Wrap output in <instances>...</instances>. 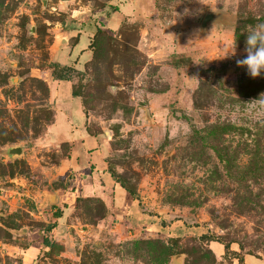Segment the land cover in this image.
Instances as JSON below:
<instances>
[{"label": "rangeland", "instance_id": "374dc122", "mask_svg": "<svg viewBox=\"0 0 264 264\" xmlns=\"http://www.w3.org/2000/svg\"><path fill=\"white\" fill-rule=\"evenodd\" d=\"M259 24L264 0H0V264H264Z\"/></svg>", "mask_w": 264, "mask_h": 264}, {"label": "clouds", "instance_id": "9594fccd", "mask_svg": "<svg viewBox=\"0 0 264 264\" xmlns=\"http://www.w3.org/2000/svg\"><path fill=\"white\" fill-rule=\"evenodd\" d=\"M244 48V58L237 59V66L246 68L247 75L251 78L264 74V24L251 27L247 33ZM237 55L236 41L223 50V55L218 59H230Z\"/></svg>", "mask_w": 264, "mask_h": 264}, {"label": "trees", "instance_id": "16d2710c", "mask_svg": "<svg viewBox=\"0 0 264 264\" xmlns=\"http://www.w3.org/2000/svg\"><path fill=\"white\" fill-rule=\"evenodd\" d=\"M239 28H240V25L238 26V30H239ZM237 36H239V32L237 33ZM52 67H56V64L54 63V64L52 65ZM67 69H70V67L64 68L65 71H66ZM73 95L76 96L75 92H73ZM125 188L128 190V192H129L132 196L135 195V191H133L132 189L127 188V187H125ZM52 228H53V226H47L45 230H46V231H50ZM44 241L47 242V238L44 239ZM226 248H227V247H226Z\"/></svg>", "mask_w": 264, "mask_h": 264}, {"label": "water", "instance_id": "95a60500", "mask_svg": "<svg viewBox=\"0 0 264 264\" xmlns=\"http://www.w3.org/2000/svg\"><path fill=\"white\" fill-rule=\"evenodd\" d=\"M10 153H18L21 154L22 153V149L20 147H12L9 149Z\"/></svg>", "mask_w": 264, "mask_h": 264}, {"label": "crops", "instance_id": "0c3cea01", "mask_svg": "<svg viewBox=\"0 0 264 264\" xmlns=\"http://www.w3.org/2000/svg\"><path fill=\"white\" fill-rule=\"evenodd\" d=\"M61 142H62V141H61ZM36 249H37V248H35V247H31L29 251L32 252V253H34Z\"/></svg>", "mask_w": 264, "mask_h": 264}]
</instances>
